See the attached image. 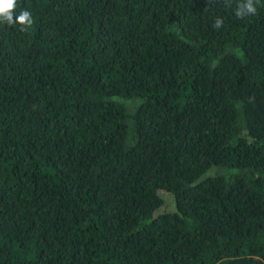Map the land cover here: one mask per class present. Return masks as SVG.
Instances as JSON below:
<instances>
[{"label": "trees", "instance_id": "16d2710c", "mask_svg": "<svg viewBox=\"0 0 264 264\" xmlns=\"http://www.w3.org/2000/svg\"><path fill=\"white\" fill-rule=\"evenodd\" d=\"M248 5L0 17V264H264V0Z\"/></svg>", "mask_w": 264, "mask_h": 264}, {"label": "clouds", "instance_id": "9594fccd", "mask_svg": "<svg viewBox=\"0 0 264 264\" xmlns=\"http://www.w3.org/2000/svg\"><path fill=\"white\" fill-rule=\"evenodd\" d=\"M17 6V0H0V17H3L9 24L19 23L21 25L31 24L30 13L26 10H22L20 14L16 17V20L13 21L12 14L13 10ZM249 11L254 12L255 9L251 6V0H249L248 5ZM222 21L217 20L215 26L219 27Z\"/></svg>", "mask_w": 264, "mask_h": 264}]
</instances>
